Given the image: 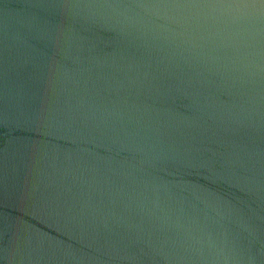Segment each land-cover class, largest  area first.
Returning <instances> with one entry per match:
<instances>
[{"label": "water", "instance_id": "obj_1", "mask_svg": "<svg viewBox=\"0 0 264 264\" xmlns=\"http://www.w3.org/2000/svg\"><path fill=\"white\" fill-rule=\"evenodd\" d=\"M0 264H264V0H0Z\"/></svg>", "mask_w": 264, "mask_h": 264}]
</instances>
